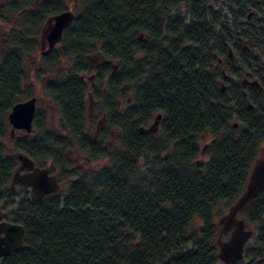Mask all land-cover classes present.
Listing matches in <instances>:
<instances>
[{
	"label": "trees",
	"instance_id": "16d2710c",
	"mask_svg": "<svg viewBox=\"0 0 264 264\" xmlns=\"http://www.w3.org/2000/svg\"><path fill=\"white\" fill-rule=\"evenodd\" d=\"M213 1L0 0V209L15 205L17 152L56 168L65 185L34 201L19 184L10 213L25 228L23 243L1 264H218V219L244 190L264 146V84L249 86L263 91L250 97L242 82L220 85L227 74L218 67L237 61L227 67L232 75L264 72V0H227L229 22ZM182 7L187 23L176 12ZM65 9L75 18L55 50L40 55L38 70L56 73L44 89L63 132L49 131L45 111L36 109L33 132L8 133L12 106L35 96L32 36ZM98 51L118 63L115 71L91 67L86 55ZM90 72L108 129L119 132L115 148L106 145L107 132L96 138L88 130ZM125 87L130 104L120 100ZM159 112L158 131H142ZM204 137H211L206 162L199 159ZM75 145L105 163L82 173L68 157ZM239 216L255 232L247 264H264V190Z\"/></svg>",
	"mask_w": 264,
	"mask_h": 264
},
{
	"label": "water",
	"instance_id": "95a60500",
	"mask_svg": "<svg viewBox=\"0 0 264 264\" xmlns=\"http://www.w3.org/2000/svg\"><path fill=\"white\" fill-rule=\"evenodd\" d=\"M75 18L73 9H65L58 13L50 14L44 20L38 34L32 36L36 42L37 51L41 55L52 53L57 44L61 41L65 29ZM143 36V33L141 34ZM91 67L96 68L103 64L112 66L115 71L118 63L107 58L101 51L87 54ZM93 77L92 75L90 76ZM226 78V75H225ZM260 86L258 80L244 78V83ZM37 109V96L15 103L9 114L8 121L11 131L23 130L30 133L33 130V120ZM162 113H157L152 123L148 126H141L142 131L157 132L160 126ZM236 125V123H235ZM16 157L19 164L16 167L12 178L10 189L15 190L19 184L27 186L34 201L42 199L45 195L61 188V182L56 173L51 172L50 167L40 166L36 161L24 152H17ZM264 190V149L255 159L248 176L244 190L236 200L228 207L227 212L219 219V236L217 238L219 264H234L244 259L245 247L249 244L254 235V230L246 224L239 213L245 209L253 199ZM25 228L22 224L0 218V263L4 257L18 250L23 243ZM224 232L229 237L222 239Z\"/></svg>",
	"mask_w": 264,
	"mask_h": 264
},
{
	"label": "rangeland",
	"instance_id": "374dc122",
	"mask_svg": "<svg viewBox=\"0 0 264 264\" xmlns=\"http://www.w3.org/2000/svg\"><path fill=\"white\" fill-rule=\"evenodd\" d=\"M214 4V6H213ZM72 6V5H71ZM212 6H213V10L214 11H221L223 16L227 19V21H231V16L229 13V9H228V4H227V0H215L212 2ZM188 7H182L180 9V11H176L177 13H180V15L184 18L185 23L188 22ZM10 26V24H5L3 26L4 30L8 29ZM233 52V50H232ZM40 55L39 52H37V54H29L28 55V60H29V67L31 68V81L34 85V93L35 96H37V109L39 110H44L46 113V128L53 132V133H62V128H61V114L59 112V110L57 109V107L55 106V104L51 101V96L47 93V91L44 89L45 87V83L52 77L56 76V73L52 72V73H46V72H41L40 74H38V70L42 69V63L40 62ZM237 61L235 62H227L225 65L220 64L218 69L220 71V74L222 73V70H225V73L227 74L226 78H220L219 84L224 86V87H231L232 83L236 82L235 85L241 84L242 79L246 76L245 75V68H243L241 71H238L237 75H232L228 72L227 67H234L237 66ZM59 69H60V74L64 75L67 74L68 71V64L65 62L60 63L59 65ZM60 74L57 73L58 76H60ZM88 76L86 77L88 81H90V89L88 91V101H89V108H88V130L91 132L92 135H94L96 138H100L102 133H108L106 136V145L110 148H115L119 145V132L117 131V129H108V114H107V110H106V102L104 100V98L99 96V92L98 91H93L92 87L94 85V76L95 72L93 74V72L88 73ZM93 76L91 79H89V76ZM264 72L258 74V76H250L247 77L248 79H255L256 80L259 79L260 81V85L264 84ZM250 86V85H249ZM249 86H242V90L244 91H248L250 94V97L255 96L258 97L259 95H262L263 91L261 92H255L254 90H252L251 87ZM99 90V89H98ZM132 90H129L128 88H124V90L122 91V95L120 96V100L121 102L128 100V104H130L132 102V98H131V94H132ZM155 116V115H154ZM154 116L151 118V120L148 122L147 126L153 122L154 120ZM10 125V124H9ZM238 125V122L236 123L235 126ZM11 130V125L10 127H8V133ZM34 130V129H33ZM32 130V132H33ZM9 135V134H8ZM211 140V137H204L203 140L200 142V146H204L203 150H202V154L199 156V159H201L203 162H206L208 160V156L206 155V145L207 143ZM264 149V146L262 147V150ZM167 152V151H166ZM68 157L70 158L71 162L73 163V166L77 167L79 170H81L82 173H91L97 169L100 168V166H102L105 161L104 160H97V161H92L91 159H89L88 155L85 152H82L76 145L72 147V149H70L68 151ZM148 166H145V168H147ZM55 170V171H54ZM53 172L56 173V168L53 169ZM57 174V173H56ZM62 186L64 185V182L61 181ZM29 190V189H28ZM20 185L15 187L14 190V203L15 205L13 207L8 208V210L6 209L5 211H2L0 209V218H4V219H8V220H12V215L10 213V211L15 210L16 205L20 199ZM9 211V212H8ZM229 234V233H228ZM228 236V235H227ZM226 237H222V239L227 238ZM254 236H255V232L254 235L252 237V239L250 240L249 243H252L254 240ZM239 264H247L248 260L247 259H242L240 261H238ZM220 263V261H218V264ZM1 264V263H0Z\"/></svg>",
	"mask_w": 264,
	"mask_h": 264
},
{
	"label": "flooded vegetation",
	"instance_id": "af4514ba",
	"mask_svg": "<svg viewBox=\"0 0 264 264\" xmlns=\"http://www.w3.org/2000/svg\"><path fill=\"white\" fill-rule=\"evenodd\" d=\"M249 16V15H248ZM245 75L247 76V77H249L250 75H249V72H246L245 73ZM244 77L245 79H248L247 77ZM244 78L242 79V85H243V87H245V86H251L252 84H249L248 82L247 83H244ZM257 78H255V79H253V80H256ZM250 80H252V79H250ZM259 80V79H258Z\"/></svg>",
	"mask_w": 264,
	"mask_h": 264
},
{
	"label": "bare ground",
	"instance_id": "6f19581e",
	"mask_svg": "<svg viewBox=\"0 0 264 264\" xmlns=\"http://www.w3.org/2000/svg\"><path fill=\"white\" fill-rule=\"evenodd\" d=\"M240 217V216H239Z\"/></svg>",
	"mask_w": 264,
	"mask_h": 264
}]
</instances>
